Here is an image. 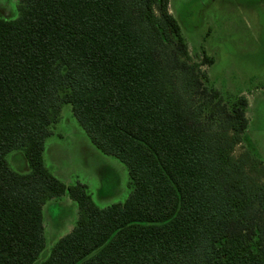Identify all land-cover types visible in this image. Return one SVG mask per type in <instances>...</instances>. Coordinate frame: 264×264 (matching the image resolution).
Listing matches in <instances>:
<instances>
[{
  "label": "trees",
  "instance_id": "16d2710c",
  "mask_svg": "<svg viewBox=\"0 0 264 264\" xmlns=\"http://www.w3.org/2000/svg\"><path fill=\"white\" fill-rule=\"evenodd\" d=\"M0 19V264H34L43 209L77 203L43 264H264V163L234 151L248 99L226 97L170 13V0H19ZM128 169L124 204L100 209L44 151L62 106ZM22 150L29 174L7 155Z\"/></svg>",
  "mask_w": 264,
  "mask_h": 264
},
{
  "label": "rangeland",
  "instance_id": "374dc122",
  "mask_svg": "<svg viewBox=\"0 0 264 264\" xmlns=\"http://www.w3.org/2000/svg\"><path fill=\"white\" fill-rule=\"evenodd\" d=\"M19 0H0V19L19 18ZM170 13L188 41L190 55L201 62L204 53L214 60L203 66L215 88L226 97L248 99L249 128L234 151L249 154L264 163V0H170ZM46 140L44 163L66 186L86 185L100 209L124 204L131 195L127 167L93 145L73 114L62 106L59 121ZM11 169L29 174L25 153L7 155ZM68 195L44 207L46 247L34 264H43L54 246L71 232L79 218V207Z\"/></svg>",
  "mask_w": 264,
  "mask_h": 264
},
{
  "label": "crops",
  "instance_id": "0c3cea01",
  "mask_svg": "<svg viewBox=\"0 0 264 264\" xmlns=\"http://www.w3.org/2000/svg\"><path fill=\"white\" fill-rule=\"evenodd\" d=\"M47 168V167H46ZM55 200V199H54ZM70 202H71V200H70ZM45 207V206H44ZM43 211H44V209H43ZM45 227V226H44ZM70 229H71V231L73 230V228L72 227H70Z\"/></svg>",
  "mask_w": 264,
  "mask_h": 264
}]
</instances>
